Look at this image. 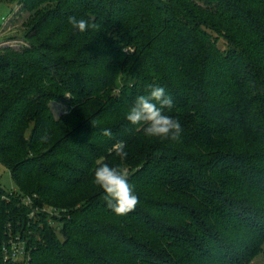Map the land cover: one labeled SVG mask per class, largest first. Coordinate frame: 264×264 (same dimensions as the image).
I'll list each match as a JSON object with an SVG mask.
<instances>
[{"label": "trees", "instance_id": "obj_1", "mask_svg": "<svg viewBox=\"0 0 264 264\" xmlns=\"http://www.w3.org/2000/svg\"><path fill=\"white\" fill-rule=\"evenodd\" d=\"M72 1L84 2L86 15L100 20L110 38L107 51L124 62L117 67L114 90L106 91L110 104L125 115L124 106L148 95L150 85L163 87L179 109L165 111L181 123V144L133 149L144 126L120 122L79 132L89 137L82 145L87 155L75 157L69 135L44 145L46 130L38 122L29 144L41 154L20 161L15 147L23 139L17 133L10 143L5 135L12 125L27 126L28 110L24 115L19 108L34 88L27 85L1 99L0 163L18 188L30 164L47 177L53 170L57 187H74L92 182L101 164L115 162V167L132 168L128 182L139 203L127 215H116L97 187L54 225L53 217L25 204L23 198H34L35 190L17 197L0 184V264H249L264 245V0ZM63 19L58 7L44 6L28 36L36 39L31 49L19 62L0 57V68L15 79L47 64L64 73L76 71L79 66L63 65L54 56L74 54L79 46L78 31L58 43L60 31L53 27ZM177 31L184 35L173 36L179 44H195L181 48L178 59L165 53V40ZM221 39L229 47L226 55L218 48ZM127 48L135 52L125 53ZM190 55L197 65L193 72L187 66ZM171 63L179 66L177 75ZM77 75L72 72V79ZM103 129L112 136H103ZM119 141L125 144L124 159L113 150ZM14 249L24 250L25 259H13Z\"/></svg>", "mask_w": 264, "mask_h": 264}, {"label": "rangeland", "instance_id": "obj_2", "mask_svg": "<svg viewBox=\"0 0 264 264\" xmlns=\"http://www.w3.org/2000/svg\"><path fill=\"white\" fill-rule=\"evenodd\" d=\"M197 1L198 4L205 5L204 2ZM82 3L72 0H53V3L46 0H0V57L7 61L6 63L19 62L24 58V52L31 49V44L36 39L29 41L28 36L31 35L35 22L41 17L44 6L53 5L54 8L58 7L64 17L62 21L53 27L58 28L60 31L58 43H64L69 40L70 35L75 31L68 24V17L70 16L83 17L88 19L90 23L98 25V28L95 30L89 28L84 33H76L75 38L79 46L74 54L63 57L54 55L58 60H62L63 65L72 62L74 66H79L78 69H74L76 71H72L75 76L78 74V77L75 79H72V72L70 70L64 73L62 68L58 69V67H54L51 64L45 65V69L38 72L35 70L27 73L19 72L22 76L20 79H15V77L6 74L0 68V100L17 94L27 85L34 88V92L28 98V102L19 108L24 115L25 110H28V116L25 115L24 117L27 126L12 125L5 135L11 139L8 140L10 143L13 142L17 133L23 139L22 143L17 148L15 147L20 161L24 160L23 158H34L41 154L39 147L32 149L29 144L31 142L32 130L38 122H41L46 130L42 134V138L45 140L44 145L52 146L58 139L60 140L62 137L69 135V138L72 139L69 149L75 157H85L87 155L82 145H86V140L89 137L85 135L77 136L79 132L82 134L87 131L101 129L104 126L112 128L120 122L130 123L125 118L130 106L127 104L124 106L125 115H123L122 111H120L121 109L119 107L115 108L110 104L109 99L105 97L106 91L111 92L114 90L116 78L119 77L116 73L118 71L117 67H122L124 62L121 59H117L116 55H114L115 53L112 54L107 51L110 40L106 36L107 32H104V27L101 26L100 20L86 15L83 11ZM67 10L76 14H70L65 17L64 15H66ZM204 30H207V28H204ZM177 33L171 34L165 40L168 48L165 51L166 55H169L171 58L173 56L176 59L179 58L178 55L181 48H183L182 50L185 48L191 49L190 46L193 48L195 45L194 42H190L191 45L186 42L185 46L179 44V41L175 40L173 36L183 38L182 36L184 35H181L179 31ZM208 33L212 34V31L208 30ZM187 35L190 34L187 33ZM193 38H195L194 35ZM218 48L223 55L228 54L229 47L225 39H221L218 43ZM127 52L134 53L135 50L127 48L125 53ZM128 59L129 63L133 64V61L129 57ZM193 59V56L190 55L187 65L192 72L197 66L196 63H193ZM172 64L169 68H173L175 70L173 71L174 75H177V67L179 66L175 67ZM109 83L113 85L111 86ZM39 106L41 108H38ZM40 110L43 111L41 114H38ZM171 110L176 113L179 109L173 107ZM126 130H129V128ZM136 138L132 142L134 144L132 146L133 149H145L146 151L144 152L150 151V148L157 144L176 147H180L181 144L179 140L173 143L171 140L148 137L144 134V131L136 135ZM189 151L196 152V150ZM15 159L12 161H15ZM66 162H71V160H66ZM74 165L76 168H85L82 164L74 163ZM110 166L115 167V162H112ZM39 170L41 169L35 164L25 167L19 176L21 186L18 188L11 171L0 163V184L5 190L17 197L22 195V193H26L27 195L35 190L37 196L34 198L30 197L33 200V205L53 217L52 222L54 225L57 224L59 219L69 214L68 210L74 206H80L81 202L94 192V188H99L94 180L88 183L78 182L74 187L65 185L57 187L53 183V178L50 177H53V170H51L48 177ZM127 170L130 171L132 168ZM27 198L24 197L23 200ZM36 200H38L39 205L36 203ZM262 246L261 252L249 264H264V245ZM3 256L6 257L5 254Z\"/></svg>", "mask_w": 264, "mask_h": 264}, {"label": "clouds", "instance_id": "obj_3", "mask_svg": "<svg viewBox=\"0 0 264 264\" xmlns=\"http://www.w3.org/2000/svg\"><path fill=\"white\" fill-rule=\"evenodd\" d=\"M68 24L80 33L86 32L89 28L94 30L98 28L97 24L90 23L83 17L70 16ZM173 107V100L166 95L163 87L150 85L149 94L138 96L129 107L125 118L132 125L144 126V134L148 137L178 141L182 132L181 123L165 111H170ZM102 135L110 138L112 132L110 129H103ZM113 150L121 159L126 158L127 152L123 141L117 142ZM94 182L103 190L107 206L116 215H127L134 211L139 203L133 186L128 182V173L125 169L109 166L107 163L101 164L94 171Z\"/></svg>", "mask_w": 264, "mask_h": 264}, {"label": "built area", "instance_id": "obj_4", "mask_svg": "<svg viewBox=\"0 0 264 264\" xmlns=\"http://www.w3.org/2000/svg\"><path fill=\"white\" fill-rule=\"evenodd\" d=\"M24 202H25V204L27 206L34 207L32 198L28 197L27 199L24 200ZM36 212H41V210L36 208ZM8 254L9 253H8V251L6 249L5 250V255H6V258L7 259L10 257ZM25 256L26 255H25V251L24 250H22V249H19V250L18 249H14V254L12 255V258L13 259H17V260H24L25 259Z\"/></svg>", "mask_w": 264, "mask_h": 264}]
</instances>
